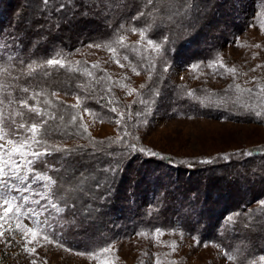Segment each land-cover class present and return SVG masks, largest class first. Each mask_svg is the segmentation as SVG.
Instances as JSON below:
<instances>
[{
    "label": "trees",
    "instance_id": "trees-1",
    "mask_svg": "<svg viewBox=\"0 0 264 264\" xmlns=\"http://www.w3.org/2000/svg\"><path fill=\"white\" fill-rule=\"evenodd\" d=\"M252 5L0 0V128L13 145L28 141L45 152L29 158L30 179L50 176L47 196L57 204L46 210L52 238L88 253L142 232L180 229L199 244L219 245L234 264H262L264 146L181 159L150 153L136 133L156 114L264 124L249 96L237 101L228 89L188 87L168 74L174 66L215 61L252 22ZM131 31L149 44L125 40ZM87 44L106 45L146 75L132 101L116 97L118 82L97 62L72 56ZM81 109L117 121L118 136L86 133ZM21 203L11 195L10 211Z\"/></svg>",
    "mask_w": 264,
    "mask_h": 264
},
{
    "label": "rangeland",
    "instance_id": "rangeland-1",
    "mask_svg": "<svg viewBox=\"0 0 264 264\" xmlns=\"http://www.w3.org/2000/svg\"><path fill=\"white\" fill-rule=\"evenodd\" d=\"M250 1L253 5L246 16L252 22L222 46L215 61L174 66L168 74L174 82L188 87L228 89L225 94L237 101L249 96L264 116V107L260 106L264 104V0ZM124 38L149 44L138 31L127 32ZM72 56L95 61L106 69L120 86L116 85V97L121 96L124 101H132L142 89L146 75L106 45L87 44ZM60 98L79 104L72 96ZM81 117L86 133L100 138L118 136L117 121L96 119L87 110H82ZM142 124L145 126L136 133L146 150L181 159L211 160L213 156L227 155L237 149L264 146V124L253 121L156 114L152 123L146 126L143 121ZM37 128L33 126L32 130L36 132ZM3 132L0 128V191L5 196L0 193V264H234L219 245L199 244L181 234L180 229L135 234L113 242L102 252L84 253L65 247L49 234L53 225L49 224L46 210L57 207L47 196L50 176L40 173L30 179L29 158L45 152L28 141L13 145L4 138ZM11 195L22 200L20 208L12 212ZM24 205L25 210H21ZM261 263L264 264V257Z\"/></svg>",
    "mask_w": 264,
    "mask_h": 264
}]
</instances>
